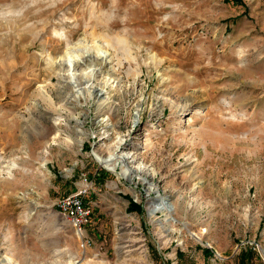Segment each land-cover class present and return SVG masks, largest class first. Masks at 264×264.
<instances>
[{
    "label": "rangeland",
    "instance_id": "374dc122",
    "mask_svg": "<svg viewBox=\"0 0 264 264\" xmlns=\"http://www.w3.org/2000/svg\"><path fill=\"white\" fill-rule=\"evenodd\" d=\"M89 34L111 41L102 72L68 49ZM85 177L88 248L56 206ZM247 250L264 264V0H0V264Z\"/></svg>",
    "mask_w": 264,
    "mask_h": 264
},
{
    "label": "bare ground",
    "instance_id": "6f19581e",
    "mask_svg": "<svg viewBox=\"0 0 264 264\" xmlns=\"http://www.w3.org/2000/svg\"><path fill=\"white\" fill-rule=\"evenodd\" d=\"M93 38H94L93 35L91 38V34H89V36L82 38L77 43H69L68 49L72 50L74 48L80 47L84 53L82 58L79 59L77 64L75 65L76 68L90 69L91 72L93 71V72L97 73V72H102L103 70H105L107 68L108 64L112 63L111 60L113 57H111L112 54L109 52V47L111 46V44L109 42H111V41L107 42L106 41L107 39L105 37H104L106 39L105 41H102L101 38H100L101 40L99 38L97 40H95V38L94 39ZM117 41L119 43L123 44V46L127 47L126 44H128V43H126V40L118 38ZM95 53L97 54V56L95 55ZM47 57H48L47 60L51 62L52 58H53L52 54L48 53ZM119 64H121V63H119ZM103 94H104V92H102L101 95H103ZM102 104H104V103H102ZM103 106H105V104ZM82 145H83V142H81V146ZM129 158L130 157L128 155H123L122 158H116L113 155H111L108 158H102V157L97 155V160L100 162H103V163H107L109 165V169L111 171H118L119 168L121 169L122 162H124L125 160H129ZM46 165H47V160H44L42 163V166L46 167ZM126 167H127V169H121L122 171L119 174L121 175V177L132 181L133 175H134V173L136 174L137 169L132 167V166H129V165H126ZM150 189H151V186H150ZM155 212H156L155 210H152L150 212V214H153ZM168 215H170V214H168ZM6 260H8V262L10 264L11 260L10 259H6ZM71 264H79V263L73 262Z\"/></svg>",
    "mask_w": 264,
    "mask_h": 264
},
{
    "label": "built area",
    "instance_id": "2783aa9c",
    "mask_svg": "<svg viewBox=\"0 0 264 264\" xmlns=\"http://www.w3.org/2000/svg\"><path fill=\"white\" fill-rule=\"evenodd\" d=\"M88 189V179L85 177L83 188H80L77 192L59 198L56 202L59 213L65 216L74 228L82 248H88L94 243V240L85 232V227L91 221V210L87 208L84 201Z\"/></svg>",
    "mask_w": 264,
    "mask_h": 264
},
{
    "label": "trees",
    "instance_id": "16d2710c",
    "mask_svg": "<svg viewBox=\"0 0 264 264\" xmlns=\"http://www.w3.org/2000/svg\"><path fill=\"white\" fill-rule=\"evenodd\" d=\"M130 200V205H129V209L131 211H137V212H140L143 210V206L142 204H139L137 203L136 201H134L132 198H129ZM206 252H209L210 249H205ZM254 252L252 250H247V251H244L243 253H241L240 255V262L242 264H245L246 261H248L249 259L252 258V256H254Z\"/></svg>",
    "mask_w": 264,
    "mask_h": 264
}]
</instances>
